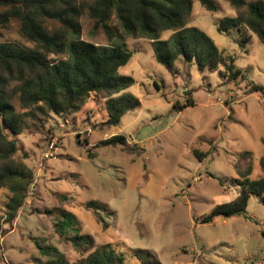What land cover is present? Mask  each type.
Listing matches in <instances>:
<instances>
[{
  "label": "rangeland",
  "instance_id": "rangeland-1",
  "mask_svg": "<svg viewBox=\"0 0 264 264\" xmlns=\"http://www.w3.org/2000/svg\"><path fill=\"white\" fill-rule=\"evenodd\" d=\"M250 1L237 10L227 0H215L218 9L210 11L194 0L186 25L203 30L225 54L234 55L244 74L235 81L217 71L201 73L182 57L171 69L157 61L150 38L125 31L115 15L108 33L84 11L81 39L133 52L119 72L135 78L125 92L141 104L112 126L103 124L107 110L97 96L66 116L48 111L29 120L15 139L17 159L34 171L35 180L11 224L3 212L10 192L0 189V264H45L57 252L75 261L89 252L69 239L77 232L122 253L125 264H264V202L258 195L250 197L240 216L200 222L216 204L237 196L248 164L250 180L261 175L264 43L246 28L241 34L217 29L224 17L246 16ZM173 34L164 30L160 40L171 46ZM0 44L34 47L17 19L0 25ZM19 84L9 81L6 91L23 111ZM188 92L193 104L175 108ZM115 134L125 135L126 144L101 143ZM90 201L103 207L89 208ZM64 212L76 216L78 229L70 226L62 235L55 223ZM133 249L145 252L135 255Z\"/></svg>",
  "mask_w": 264,
  "mask_h": 264
},
{
  "label": "trees",
  "instance_id": "trees-1",
  "mask_svg": "<svg viewBox=\"0 0 264 264\" xmlns=\"http://www.w3.org/2000/svg\"><path fill=\"white\" fill-rule=\"evenodd\" d=\"M193 1L0 0V25L17 19L22 34L34 42V47L28 49L0 44V189L6 188L10 192L3 209L6 223L11 224L18 217L35 180L34 171L17 159L19 147L15 139L16 135L28 128L30 119H37L38 114L46 115L48 111L66 116L78 111L89 97L97 96L105 101L107 110L103 124L112 126L118 125L125 113L141 104L138 97L125 92L136 83L135 78L119 72L133 52L118 45H96L80 38L79 19L86 9L95 20V26L108 33L111 32L109 21L115 15L125 31L150 38L157 61L171 69L175 60L182 57L187 62L195 63L201 73L217 71L228 81L244 76L234 55L225 54L203 30L194 28L190 31L186 27ZM199 1L210 11L218 9L215 0ZM227 1L237 10L245 4V0ZM243 28L256 34L264 43V0L250 1L246 16L239 13L236 17H224L217 22L220 32L230 33L234 30L241 34ZM164 30H174L173 45L168 46L166 41L160 40ZM50 53H55L57 57L49 58ZM11 80L20 83L19 99L23 111L16 110L6 91ZM191 94L184 104L174 103V107L181 109L193 104ZM101 143L124 145L126 137L115 134ZM194 153L199 158L204 156L198 150ZM259 163V178H248L252 172L248 164L241 171L243 178L238 179L241 189L237 196L228 202L216 204L201 217L200 222L208 223L216 217L240 216L246 211L252 195H258L264 202V154ZM61 197H66V194H61ZM87 206L92 209L103 207L97 201H90ZM70 226L78 229V220L71 212H64L63 219L55 223L57 232L62 235ZM262 235L264 237V228ZM69 239L76 248L88 250V254L70 261L57 252L56 257L49 258L45 264H125L122 253L96 244L89 234L77 232ZM132 252L139 255L145 250L133 249Z\"/></svg>",
  "mask_w": 264,
  "mask_h": 264
}]
</instances>
